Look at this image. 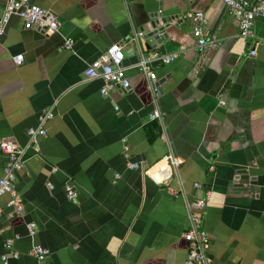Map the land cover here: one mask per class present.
<instances>
[{"label": "crops", "instance_id": "0c3cea01", "mask_svg": "<svg viewBox=\"0 0 264 264\" xmlns=\"http://www.w3.org/2000/svg\"><path fill=\"white\" fill-rule=\"evenodd\" d=\"M32 1L56 13L59 30L24 29L12 15L0 38V140L26 148L16 174L24 211L8 215V195L0 196V264L8 239L19 253L8 264H40L29 253L35 244L49 250L44 264H184L186 202L195 197L207 200L210 264H264V19L244 40L219 0ZM188 10L206 14L215 49L198 48L191 22L177 16ZM157 14L175 16L162 41L135 44ZM113 43L122 45L130 89L101 94L102 80H85L84 70ZM172 52L167 64L150 61L155 92L136 64ZM49 108L47 136L27 146V130ZM153 110L161 119L148 118ZM170 153L179 164L156 184L145 169ZM4 163L0 150V176Z\"/></svg>", "mask_w": 264, "mask_h": 264}, {"label": "built area", "instance_id": "2783aa9c", "mask_svg": "<svg viewBox=\"0 0 264 264\" xmlns=\"http://www.w3.org/2000/svg\"><path fill=\"white\" fill-rule=\"evenodd\" d=\"M224 3L232 12L238 23L239 36L246 40L253 36V26L256 19H264V0H219ZM12 15L17 16L24 29L36 28L46 33H54L59 30L58 16L51 9H45L32 0H6L3 12L0 16V38L3 36L8 21ZM188 19L192 24V33L197 39L198 48L203 50L206 47L215 49L219 45L218 38L213 34L204 31L207 24V16L201 10H188L181 18ZM65 49L73 47V40L65 38L63 42ZM249 54H256L255 47H252ZM177 52L156 56L141 55L140 60L136 64L137 68L146 74L150 79V87L153 91H157L156 74L152 71L150 61L157 58L160 62L167 64L177 57ZM23 59L22 54L13 56L16 64ZM123 50L122 45L113 43L93 60L84 70L85 80L101 79L103 82L100 88L101 94H107L110 90L120 89L128 91L130 89L129 80L125 74V67L122 66ZM54 117L51 108L44 109L38 117V124L27 130L28 144L27 146L36 145L41 137L47 136L46 123ZM150 120L161 119L159 110H153L148 114ZM16 142L8 139L0 140V150L5 156V163L0 176V196L8 195L4 207L9 210L8 215H19L24 211V204L16 189V174L21 171L25 165V150ZM128 148L124 145V157L128 158ZM165 161L168 168V174L160 182H156L151 178L148 171L160 161ZM179 164V159L173 154L166 155L163 159L157 161L145 169L146 175L156 184L163 183L172 176V169ZM128 169H138V162H126ZM195 188H200L201 184L195 182ZM65 191L69 199L76 197V191L70 186H65ZM177 194V192H173ZM207 200L204 197H195L186 202V208L189 219V228L183 233L188 248L184 264H210L211 258L209 248L211 238L209 233L202 227V218L206 208ZM0 209V216H2ZM28 235L33 236L36 233V224L29 222L26 224ZM17 237V236H15ZM6 252L2 254V264H8L9 258L18 257L19 253L12 248V239H8L4 245ZM30 255L34 256L40 264H44L49 254V250L40 244H35Z\"/></svg>", "mask_w": 264, "mask_h": 264}, {"label": "water", "instance_id": "95a60500", "mask_svg": "<svg viewBox=\"0 0 264 264\" xmlns=\"http://www.w3.org/2000/svg\"><path fill=\"white\" fill-rule=\"evenodd\" d=\"M177 16L181 19L182 14H178ZM174 17L170 18L167 16L160 18L158 14L150 16L149 20L145 23V27L137 31V35L133 39L135 44L144 45L146 49H150L154 43L159 44L165 34V28L169 26L168 23Z\"/></svg>", "mask_w": 264, "mask_h": 264}, {"label": "bare ground", "instance_id": "6f19581e", "mask_svg": "<svg viewBox=\"0 0 264 264\" xmlns=\"http://www.w3.org/2000/svg\"><path fill=\"white\" fill-rule=\"evenodd\" d=\"M168 168L165 161H160L159 163L155 164L148 173L150 174L151 178H153L156 182H160L167 176Z\"/></svg>", "mask_w": 264, "mask_h": 264}]
</instances>
